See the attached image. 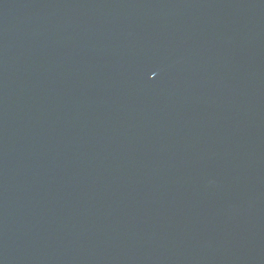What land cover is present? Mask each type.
Segmentation results:
<instances>
[{
	"label": "water",
	"instance_id": "obj_1",
	"mask_svg": "<svg viewBox=\"0 0 264 264\" xmlns=\"http://www.w3.org/2000/svg\"><path fill=\"white\" fill-rule=\"evenodd\" d=\"M0 264H264V0H0Z\"/></svg>",
	"mask_w": 264,
	"mask_h": 264
}]
</instances>
